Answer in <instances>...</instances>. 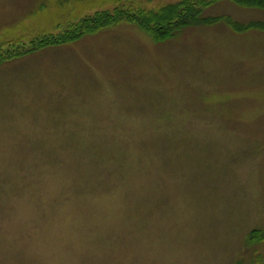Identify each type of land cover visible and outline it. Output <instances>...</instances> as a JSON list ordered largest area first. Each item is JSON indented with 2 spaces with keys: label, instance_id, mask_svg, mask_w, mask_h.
<instances>
[{
  "label": "rangeland",
  "instance_id": "1",
  "mask_svg": "<svg viewBox=\"0 0 264 264\" xmlns=\"http://www.w3.org/2000/svg\"><path fill=\"white\" fill-rule=\"evenodd\" d=\"M176 1L0 0V53ZM0 264H264V27L122 18L0 59Z\"/></svg>",
  "mask_w": 264,
  "mask_h": 264
},
{
  "label": "trees",
  "instance_id": "2",
  "mask_svg": "<svg viewBox=\"0 0 264 264\" xmlns=\"http://www.w3.org/2000/svg\"><path fill=\"white\" fill-rule=\"evenodd\" d=\"M211 0H204L200 5H206ZM246 5H257L264 7V0H234ZM193 0H179L172 3L164 4L156 9H144L121 12H102L101 15H92L84 20L72 24L59 34H46L30 41V44L25 48H15L0 53V59L8 57L12 54H18L26 51L36 49L40 46L67 41L78 37L83 32L94 31L102 26L108 25L115 20L126 19L136 22L144 29L149 30L155 39H164L172 35L181 27L193 23H211L217 19H226L230 24L237 28H244L247 26H261L264 27V20H250L246 23H235L227 15H203L202 8Z\"/></svg>",
  "mask_w": 264,
  "mask_h": 264
}]
</instances>
